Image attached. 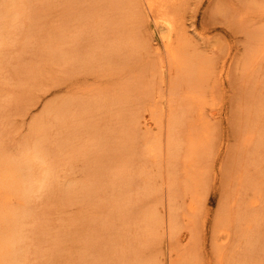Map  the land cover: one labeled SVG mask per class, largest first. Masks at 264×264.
Instances as JSON below:
<instances>
[{"label": "rangeland", "instance_id": "rangeland-1", "mask_svg": "<svg viewBox=\"0 0 264 264\" xmlns=\"http://www.w3.org/2000/svg\"><path fill=\"white\" fill-rule=\"evenodd\" d=\"M3 1L4 0H0V3ZM143 1L140 0V3H143ZM35 2L36 0L33 3H29L32 6L30 5L27 13L23 16L19 15V8H15L11 13L6 15V18L1 20L4 29L2 30L0 45V55L3 56L0 57V151L6 157L11 158V160L22 161L23 157L26 155L25 153L31 151L32 147L35 145L34 139L36 140V138L32 135V125L36 126L44 122V127L48 128H46V132L48 135L47 139L50 142L46 141L45 152H47L48 145L50 150L51 148H57L56 150L54 149V151H50V153H52H48L47 155L48 157L50 155V158L53 159L51 160L48 158L49 165L55 164L57 168L54 167V170L57 169L58 174H60L58 177H62H60L61 179H57L61 180V183L56 181L59 183L57 185H61L59 188L60 193L56 194V197L53 196V198L49 192H46L47 196H40L38 198L35 194L29 198L27 207H25L29 216L25 221V232L23 233L24 241L22 236V243H19L17 257L22 255L23 258H19V260H22V262L26 260V264L27 262L28 264H95L97 262V257L95 254L90 255L89 248H87L88 246H86V244L88 245V239L90 243L92 242L91 240L94 239L92 243L97 244L95 243L97 238H105L103 237L105 235H102L103 238L99 237L101 236V230L103 228H99L100 230L98 229L100 225L97 218L102 216L103 218L101 217V221L103 224L105 221L104 217H106L105 219L108 221H111V217H108L109 214L107 215L110 207L105 209L101 207L104 212L108 210L104 215L103 210L101 211V208H98L96 201L80 198L77 194H72L74 196L70 194L67 195L66 192V194L64 193L63 189H68L65 186H80L82 184H85L83 186L87 187L89 185L91 188V177H94L93 175L95 173L103 171L105 173L102 172L103 174H101V176H105L109 168L115 170L117 166L124 162L126 156L118 152L117 145L119 142L116 141L117 144L114 143V145L111 141H108V143L105 141L108 140L106 135L103 134L107 133L109 136L108 133H110L111 130H119L121 133L125 122H131L130 116L135 117L133 114L135 112L134 107L130 103L135 104V102L138 101L141 103L140 106L142 108L152 103V101L150 102L145 99L147 97H145L143 93L147 90V85H149L148 83L150 81L153 83L152 85L154 87L152 99L154 98V101H156L153 104L158 105L162 119H164L162 120L163 124L161 123V128L162 130H166L165 127H167L168 123L164 117L166 113H168L170 95L168 88V71L166 68H161L162 71L160 70V72L155 75L151 72L160 57V53H156L155 50L162 49L161 36L165 31L162 26H156L152 18L147 21H150L149 23L144 22L139 24V27L142 24L139 29L140 37L149 43V49L141 53L139 56V58H142L141 61L139 59L138 62H135L129 70H126V73L125 71L120 72L122 64L118 62L113 65L93 67L89 70L78 69L69 73L64 67H61L60 64L55 62H38L39 64H35L34 62H37V60L32 58V55L26 54V56L21 54L22 56L24 55L25 59L31 57L30 60L32 61L30 62L35 65L33 68H35L36 72L31 76H27L25 72L20 73L21 65L18 66V61H20L21 58L16 60L19 58L17 54L21 51L19 47L25 44V40H27L28 44L25 31L28 36L31 37L39 35L47 36L50 42L49 44L55 45L62 13L59 0H46L45 3L41 5H39L40 3L35 4ZM181 2L183 9L180 12V25L183 32L187 34H185V36L188 37V41L191 44L190 50L202 56V58L206 60V63L210 64L208 83L204 90L203 99L202 96L200 97V103L203 107L206 119L210 120V122H208L211 123L210 125L212 126H210L212 130L210 129L209 135L211 136V139H209L211 141L209 151L206 153L207 156L202 167L204 170V177L197 199L199 205L196 204V210L192 212L193 214L190 212L191 215H194L190 217L191 222L192 219L194 222L192 224L188 222L189 226L186 224L187 219H185L183 223H181L182 221L179 223L181 219H179V217L182 216H178L177 226L179 227L177 228L179 230L181 228L183 237L180 236L181 234H178L181 233V230L179 231L177 229V234L179 236L176 235L177 238H174L171 235L169 221V214L171 213L170 198L177 196V193H175V195L173 194V188L168 179L170 163L166 146L167 130L165 131L166 133L162 131V133L164 132L162 134L164 137H162L163 143L161 144L162 148L160 153L156 158L152 159V161L148 160V165L154 170V173H152L154 175L155 191L152 196H149L147 200L145 199L147 201V205L145 204V206L153 209L157 217H164L165 222L162 226H158L157 238H155L152 243L150 242V245L147 243V247L144 246L145 252L142 248L140 249L143 250L144 255L146 253L145 256H147V259H151L147 264H170L173 252L177 251L179 247L181 248V245L186 246L187 250H184L185 246L181 248L185 252L187 251L186 253L182 251L185 257L188 255L191 257L192 253L195 252L196 256L193 255L192 257L195 256L197 260H199L197 262L194 257L197 263L216 264L218 263L216 262L218 257H215L214 254H219V251L222 252L226 250V247L227 249L230 248V251L233 253L239 251L237 249L238 244H235L236 239L231 241L232 243L234 242L235 245L232 243L228 244V242H226L227 245H224L222 242L223 240H221L226 232L224 227L233 228V232L235 229V223L230 226L229 223H224L223 219H221V217L225 215L232 214L234 210L231 212L229 211L233 202L239 206V200L249 201L250 198L252 199V197L256 196L259 201L255 209L264 214V149L259 152L260 156L257 157L258 160H255L254 156H252L254 155V149L246 150L245 142L242 138L244 134L241 126L242 110L240 111V105L249 100L248 95L246 96L243 94L247 89H244V77L247 74V70H245L244 67L246 59L248 56L250 58V52L257 44V42L251 38L252 33H254V31L257 33V31L259 32L264 28V0H182ZM261 11H263V14ZM21 30H23L24 34H22L24 36L20 34ZM19 40L20 42H18ZM27 44L25 45L26 47L22 45L21 48L28 49ZM151 45H153V48ZM156 46L160 48H156ZM17 47L20 49L19 52ZM154 48L156 49L154 50ZM28 55H30V57ZM161 57H164V63H167L163 50ZM228 61L230 63H228ZM223 63L224 65L227 64V66H224L227 69L222 66ZM32 64L30 63V65ZM223 70L225 73H223ZM127 78L138 82L136 89L125 91L127 87H125L124 83ZM143 79L144 83L142 85ZM119 94L123 95L125 98L124 104L119 105V107H112L110 109L107 104L104 107H84L77 105L80 101L89 102L93 105L96 101H106L105 99H107V97L105 95L119 96ZM127 95H131V97L128 98ZM65 102L74 103L75 106L73 110L79 115V119L77 120L76 118V122H72L75 120L69 121V119L66 121V123L68 122L67 124L58 126L54 114V117L44 118L45 109L48 106H56L57 104ZM121 111L127 114L119 118L118 113ZM146 115V119L140 117V122L143 126V128L142 126L141 128L145 130V122L147 120L148 124H152L150 129H154L153 132L158 134V125L156 128L155 123L152 122L153 119H150L151 117H149L148 114ZM106 119H108V122ZM101 122H106L104 124L108 125L107 127L110 132L96 125ZM158 124L160 126V123ZM93 125H96L95 128ZM97 127H99V129ZM92 129L93 131L96 129L94 133L95 135L97 134L99 140L104 139L103 141H98L99 144L97 146L92 145L94 148L100 146L97 153H93L94 148L92 151V148L89 147L91 145L90 141L92 140ZM97 130L102 133H99ZM90 131L92 132L90 133ZM95 135L93 136L95 137ZM113 136L114 135H111L109 137L114 138L115 136ZM57 138L59 140L61 139V141ZM68 139L69 142H72L68 144L69 147H61V149L57 147L58 143L64 140L68 141ZM105 142H107L109 146L104 145L107 144ZM112 142L114 141L112 140ZM139 143H141V141H136L133 146L134 149L137 150ZM70 144L72 145L70 146ZM104 148L105 150H103ZM58 149L62 152H60V150L57 151ZM63 152H67V155H64ZM76 152H79L80 155ZM102 152H104V154ZM56 153H58L57 155H59V158H52V155L56 156ZM106 153L109 154V157H106ZM103 157H106V159ZM117 157L118 159L114 162L115 166L109 164ZM104 160H110V162L106 161V165ZM157 160L158 164H156ZM146 166L147 165H145V167ZM114 170L112 172H115ZM240 176L249 178L247 186L240 183L237 185L236 181ZM106 179L105 181L107 182L109 178ZM240 180L239 178V182ZM107 184L109 183L107 182ZM117 193L119 192L117 191L116 194ZM100 194L102 195V193ZM83 200L88 202L93 201V203L91 202L93 206L91 203H86ZM95 205L98 209L95 208ZM238 206L235 207V210L242 209V207ZM184 208L185 207H183V209ZM185 213L181 214L183 215L181 220H184V215H187L186 210ZM189 216L187 215V218H189ZM95 217L97 218L95 219ZM95 221H97L96 225H98V227L94 225ZM108 221H106V225H109ZM180 226L191 229L189 231L190 234H187L188 231ZM96 227L99 231H96ZM106 228L109 227H105V229ZM26 232L27 234H25ZM94 232L95 234L99 232L100 235L99 233L95 235ZM63 233L66 234L63 235ZM103 233L105 234L104 231ZM71 235L73 236L72 239L68 238ZM260 235L264 238V226H262ZM89 236L93 238L90 239ZM63 237H65V239ZM191 237L193 238L191 239ZM59 239L60 243L57 242ZM185 241L186 243L187 241L189 242L186 244ZM99 242L101 243V241ZM179 243H181V245ZM187 246L190 247L192 251H190V249L188 250ZM256 247L258 248V245ZM233 248H236L235 250L238 251H232ZM188 252L191 253V256L187 254ZM200 255L202 258L199 257ZM208 258L210 259L207 260ZM94 260L95 262L93 263ZM22 262L20 264H25Z\"/></svg>", "mask_w": 264, "mask_h": 264}, {"label": "bare ground", "instance_id": "bare-ground-1", "mask_svg": "<svg viewBox=\"0 0 264 264\" xmlns=\"http://www.w3.org/2000/svg\"><path fill=\"white\" fill-rule=\"evenodd\" d=\"M34 1L35 0H4L0 3V45L2 30L4 29L1 20L6 18V15L11 13L15 8H19V15L23 16L30 8L31 4L29 3H33ZM45 1L46 0H36L35 4L40 3L39 5H41L44 4ZM181 1L182 0H144L143 3H140V0H59L62 7V13L58 35H56V44H49L50 42L47 36L39 35L31 37L28 36L25 31L28 44L27 40H25V44L22 45L25 46L27 44L28 49L21 48V45L19 47L21 51L19 52L20 49L17 47L19 52H17V56L19 58L16 59L18 60L21 58L22 61H18L19 64L17 61L16 63L18 66L21 65L20 73L25 72V75L27 76H31L36 72L35 68H33V66H35L33 65L34 63L39 64L45 62H55L60 64L61 67H64L69 73L78 69L89 70L93 67L113 65L118 62L122 64L120 72L125 71L126 73V70H129L135 62H138L139 59L141 61L142 58H139L141 53L146 49H149V43L140 37L139 29L142 24L140 27L139 24L147 22L152 18L156 26L163 27L165 33L161 36L162 49H156L160 48L158 46L154 48V50L156 49V53H160V57L151 72L155 75L160 72L161 68H166L169 76V109L164 118L168 123L167 127H165L167 130L166 146L170 163L168 179L172 185L173 194L175 195V193H177V196L170 198L171 213L169 214V221L171 235L174 238H177V236H179L178 234H181L180 236L183 234L181 228V231L177 228L179 227L177 226L178 216L183 217L181 214H184L185 210L187 215H190L189 218L194 216L191 215L190 212H195L196 204L199 205L197 199L204 177V170L202 167L207 156L206 153L209 151L211 141L209 140L211 139V136L209 135L210 129L212 130L211 123H209L210 120L206 119V115H204L205 113L200 103V97L202 96L203 99L204 90L208 83L210 64H207L202 56L195 54V52L190 50L191 44L180 25V12L183 9ZM261 12L263 14V11ZM23 30H21L22 32L20 31V34H24ZM22 38L26 39L25 37ZM251 38H253L257 44L250 52V58L248 56L245 62L244 69L247 70V74L244 77V89H247L243 93L246 96L248 95L249 100L240 105V111L242 110L241 126L243 128L242 132H244L242 138L245 142V148L246 150L254 149V155H251L254 156L255 160H258L257 157L260 156L259 152L264 149V84H262L264 83V28L259 32L257 31V33L254 31ZM20 40L18 42H20ZM152 46L153 45H151V47ZM162 50L166 56L167 63H164L165 58L161 57ZM21 54H30L32 55V58L37 60V62L33 59L35 62L32 64V62H30L32 61L30 60V55H28L30 58H27L29 59L27 60L24 55L22 56ZM0 57L3 56L0 55ZM230 62L228 61V63ZM30 63L32 65H30ZM222 66H227V64L224 65L223 63ZM224 68L227 69L226 67ZM223 73H225L224 70ZM143 83L144 79L142 85ZM124 84L125 87H127L125 91L133 90L136 89L138 82L127 78ZM148 84L147 90L143 93L145 97H147L145 99L150 102L152 101V103L144 108L140 106L141 103L138 101L135 102V104L130 103L134 107L135 113L133 114L136 118L130 116L131 122H125L121 133L119 130H111L110 132L107 127L108 125L104 124L106 122L96 124L100 128L107 129L106 131L110 132L108 133L109 136H115H113L114 138H110L107 133L103 134L106 135L108 139L105 141H111L113 145L114 143L117 144L116 141L119 142L117 145L118 152L121 155L126 156L124 162L117 166V169L115 170L107 168L108 171L105 176H101V174L105 173L103 171L95 173L93 175L94 177H91V188L89 185L87 187L83 186L85 184H82L80 186H65L68 189H63L64 193L66 192L67 195L77 194L80 198L82 197L83 199H92L93 201H96L98 208L102 207L105 209L110 207L108 209L110 212L107 210V215L109 214L108 217H111V221H108L105 219L106 217H104L105 221L102 219L104 221L103 224L101 216L98 218L95 217V219L97 218V220H99L98 223L100 226L98 227V225H96L97 221L94 223L98 229L103 228L101 230V236L99 237L105 235L103 236L105 238H97L98 241L95 239V243L97 244L92 243L94 242L92 236L91 238L89 236V238L92 239L91 243L89 239L86 238L88 239V245L86 244V246L89 248L90 255L95 254L97 257V262L95 264H147L151 259L146 258V253L145 255L143 254L144 246L148 245L147 243L150 245V242L152 243L153 240L157 238L158 226H162L165 222L164 217H157L153 209L145 206V204L147 205V198L152 196L155 191L154 170L148 165V160L152 161V159L156 158L160 153L162 148L161 144L163 143L162 137H164L162 134L166 131L161 128V123L164 119H162L160 109L157 104H153L156 102L154 101V98L152 99L154 91L153 83L150 81ZM139 85L142 86L141 84ZM105 96L107 97V99H105L106 101H96L93 105L89 102L80 101L77 105L84 107H104L107 104L111 109L112 107H119V105L124 104L125 98L123 95ZM127 97L130 98L131 95H127ZM74 106L75 105L72 102L61 103L56 106H48L45 109L44 118H51L55 115L54 118L55 121H57L56 123H58V126L67 124L68 122L66 123V121L69 119V121L75 120L72 122H76V118L78 120L79 115L73 110ZM126 114V112L124 113V111H121L118 113V116L120 118ZM146 114L151 117L150 119H153L152 122L155 123L156 128L158 125V134L153 132L154 129H150L152 124H148L147 120L146 122L144 120L146 124L145 130L142 129L143 126L140 122V117L146 119ZM106 120L108 122V119ZM158 123H160V126ZM96 125H93L94 128ZM99 127L97 128L99 129ZM46 128L47 127H44V122L40 125H32V135L36 138V140L34 139L35 142L33 141L35 145L32 147L31 151L27 152L28 154H24L25 156L22 161L11 160V158L6 157L0 151V264H20L22 262L19 258L22 259L23 256L20 254L22 257H17V253L19 251V243H22V236L24 241V226L25 221L29 216L25 207H27L29 198L35 194L38 198L40 196H45L46 192H49L52 197H56V194L60 193L59 188L61 185H57L59 183L56 181L60 182L61 180L57 179L62 176L58 177L60 174H58L57 169H55L57 172L54 170V167L57 168L56 165H52L51 163V165H49L48 158H51L50 155L49 157L47 156L50 151H54V149L56 150L57 148H51L50 150L48 145L47 147L49 150L47 148V152H45V143L48 141V135L46 132L48 128ZM92 131H90V133ZM94 131L91 134L92 140L90 141L91 145L89 146L92 148V151L94 148L93 146L99 144L98 141L104 140H102L101 137V140H99V137H97V134L95 135ZM97 131L99 132V130ZM162 131L164 132L162 133ZM93 135H95V137ZM69 139L68 141L64 140L58 143L57 147L60 149L61 147H69L68 144L72 143L69 142ZM112 140L114 142H112ZM59 141H61V139ZM136 141H141V143L138 144L139 149L137 148V150L133 147ZM108 143L104 145L109 146ZM71 145L72 144H70V146ZM98 148H100V146L94 148L93 153H97L99 151ZM103 150H105V148ZM60 152L62 151L60 150ZM63 153L64 155H67V152ZM76 153L80 155L79 152ZM102 153L104 154V152ZM57 154L58 153H56V156L52 155V158H59V155ZM108 155L109 154L106 153V157H109ZM106 157L103 158L106 159ZM117 159L118 157L109 164L115 166L114 162ZM104 161L106 165L108 161L110 162V160ZM156 164H158V160ZM145 165L147 166L145 167ZM113 170L115 172H112ZM106 178L110 179L107 181L109 184L105 181ZM239 178L241 179L240 182ZM239 178L236 181L237 185H239V183L244 184L245 186L248 185V177L240 176ZM117 191L119 193L116 194ZM99 192L102 193V195ZM250 199L249 201L239 200V206L233 202L229 211L231 212L234 210L232 214L221 217L223 222L229 223L230 226L235 223L234 232L232 231L233 228L224 227L226 232L221 238L223 244L225 245L226 242L230 244L232 243L231 241L236 239L235 244H238L237 249L239 251L235 250L236 248H233L232 251H238L237 253H233L230 251V248L227 249L226 247V250L222 252L219 251V254L216 253L218 256L214 254L215 257H218V260H215L218 262H215L216 264H264V238L260 235L262 226H264V214L255 209L259 199L256 196L252 197L251 200ZM83 201L86 203H93V201ZM97 206L95 205V208H97ZM236 206L242 207V209L235 210ZM183 207L187 209H183ZM102 208L101 211L103 210ZM106 212L103 210V214H106ZM187 215H184V220H181L182 217H179V219L181 218L179 223L181 221V223H183V221L187 219L186 224H188V226V222L192 224L194 222L193 219L191 222V218H187ZM106 221L109 222V225H106ZM97 227L96 231H99L100 229L97 230ZM105 227L109 228L105 229ZM177 229L181 233L177 234ZM185 229L188 231L187 234H190L189 231L191 229L187 227ZM25 234H27V232ZM65 234L66 233H63V235ZM65 237L63 238L65 239ZM72 237L73 236L71 235L68 238L72 239ZM192 238L193 237H191V239ZM59 241L60 239L57 240V242ZM99 241H101V243ZM188 242L189 241H187V243ZM179 244L181 245V243ZM232 244H234V242ZM257 245L258 248L256 247ZM183 246L181 245V248ZM188 246V250L190 249V251H192ZM179 248L177 251L173 252L170 264H199L197 263L199 260L195 257V252L192 253V256L195 255L194 257L197 262L189 252L187 254H190L191 257H189V255L185 257L184 250H187L186 246L184 250ZM182 251L184 252L182 253ZM199 257H201V255ZM209 259L210 258L207 260ZM25 261L26 260L22 263H25ZM94 262L95 260L93 263Z\"/></svg>", "mask_w": 264, "mask_h": 264}]
</instances>
